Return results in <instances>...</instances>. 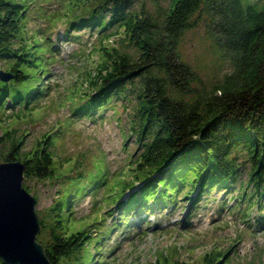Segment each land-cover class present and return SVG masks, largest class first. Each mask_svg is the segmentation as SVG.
I'll return each instance as SVG.
<instances>
[{"label":"trees","instance_id":"1","mask_svg":"<svg viewBox=\"0 0 264 264\" xmlns=\"http://www.w3.org/2000/svg\"><path fill=\"white\" fill-rule=\"evenodd\" d=\"M134 2L88 0L83 4L90 7L88 11L83 17L72 19L65 29L67 33L71 28L82 30L88 26L98 35L110 28L123 29L124 40L138 51L134 58L119 48L101 47L102 59L96 72H86L88 87L84 94L80 92L86 100L68 104L74 105L73 114L93 116L113 98L136 99L130 128L140 151L131 154L129 168L135 173L122 182L124 189L112 203L123 214L119 223L125 225L127 217L135 215L140 226L151 225L142 212L165 213L164 206L175 202L184 187L182 196L190 198V205L195 207L215 189L227 192L229 213L247 202L248 211L257 209L254 227L264 229V0H172L161 20L147 10L135 11ZM30 10L24 0H0V63H9V72L14 74L11 81H0V110L7 105L9 109L15 107L11 103H23L25 97L14 92V83L31 76V72L23 71L24 65L28 69L36 66L28 51L35 55L37 42L29 44L26 40ZM203 19L210 37L220 50L228 53L233 66L232 73L212 91L193 86L198 73L180 52L183 34ZM70 34L65 36L68 40L76 36ZM15 94L19 95L14 97ZM39 96V92L29 93L30 99L37 100ZM15 133L13 130L6 134L10 147L2 162L23 163L25 178L56 177L58 161L54 159L52 144L58 136L48 133L36 148L21 157L23 137L18 138ZM70 160L67 163L73 170L81 159L74 164ZM242 163L249 168L247 181L239 176ZM81 169L72 176L82 178ZM98 181V173L91 175L90 185L96 187ZM236 182L240 187L239 193L234 194ZM128 185L134 190L123 198ZM196 187L195 195L189 197ZM75 197L60 194L39 220L42 228H50L51 242L45 254L51 264H87L91 259L94 264L95 258L84 254V249L91 245L98 249L102 245L105 223L102 229L95 230L96 238L82 229L67 235L64 223L73 221ZM231 201L236 204L234 207ZM54 215H58L54 223L48 222ZM225 254L211 257L209 253L205 260L209 261L207 264H222L223 260L216 257ZM156 262L163 264L158 259ZM0 264L8 263L0 256Z\"/></svg>","mask_w":264,"mask_h":264},{"label":"rangeland","instance_id":"2","mask_svg":"<svg viewBox=\"0 0 264 264\" xmlns=\"http://www.w3.org/2000/svg\"><path fill=\"white\" fill-rule=\"evenodd\" d=\"M171 1L135 0L132 8L138 12L147 10L161 20L169 10ZM24 2L31 8L26 40L29 44L37 42L36 54L28 51L36 66L28 69L24 65L23 71L26 74L31 72V76L14 83V92H20L25 97L23 103L0 110V161H4L9 151L10 139L6 136L9 131L15 130L18 138L23 137L21 157L36 148L48 133L58 136L54 144L51 143L54 159L58 161V175L45 179L24 178L22 181L27 192L35 198L38 219L44 218L60 194L77 196L79 193L80 196L84 193L75 197L72 205L74 215L71 218L77 221H67L64 226L68 230L67 235L82 229L88 230L96 238L98 235H95V230L102 229L103 224H106L104 239L100 240L101 247L95 249L96 246L91 245L84 249V254H92L90 258H95L94 264H158L155 263L156 259L163 264H175L176 261L179 264H207L209 261L205 257L209 253L211 257L216 253H226L225 257H216L223 260L222 264H262L264 229L256 228V225L254 227L257 209L254 207L248 211L247 202H244L234 213H229L227 192L222 193L220 189L205 195L200 202L198 200L199 205L195 207L190 206L189 198L182 196L183 187L176 196L177 200L164 206L168 210L166 213L149 216L148 219L153 223L149 228L146 227L149 224L134 226L133 217H127L125 225L119 223L123 214L112 203L119 199L124 189L122 182L130 180L131 174L135 173L129 168L131 154L140 151L130 128L136 99L113 98L106 108L93 116L73 114L74 105L70 107L68 104L86 100L80 92L84 94L88 87L86 72H96L95 67L102 59L99 53L101 47L119 48L134 58L138 54L137 48L124 40L123 29L113 31L115 28H110L107 33L98 35L97 31L93 32L87 26L82 30L71 28L65 33L72 19L83 17L88 11L90 7L83 5L88 0ZM70 32L79 37L65 40L67 34L72 35ZM50 36V40H47ZM180 52L183 60L198 73L199 78L193 84L198 90L212 91L233 71L228 53L220 50L210 37L205 19L199 20L197 26L183 34ZM8 67L9 63H0V80L8 74ZM36 70L43 74L37 75V72L34 73ZM39 86L41 96L37 100L30 99V91ZM29 100L30 104H27ZM69 159H72L70 162L73 164L81 160L72 170L67 163ZM242 165L239 176L242 181H247L249 168ZM79 169L84 173L83 177H73ZM96 173L99 174V181L95 187V184L90 185V179ZM87 187H90L89 191H85ZM239 187V182H236L234 194L239 193ZM127 188L125 192L134 190L129 185ZM190 195L193 196V193ZM19 201L22 203V200ZM231 204L233 207L236 205L234 201ZM57 216L54 215L48 222L54 223ZM95 220L100 222L95 223ZM50 233V228L41 227L36 234L35 240L44 249L51 242ZM4 249L8 259L27 260L28 254L29 258L33 255L26 245L25 253H19L21 256L9 245L3 246ZM87 264H93L92 259Z\"/></svg>","mask_w":264,"mask_h":264},{"label":"water","instance_id":"3","mask_svg":"<svg viewBox=\"0 0 264 264\" xmlns=\"http://www.w3.org/2000/svg\"><path fill=\"white\" fill-rule=\"evenodd\" d=\"M6 76H2L1 80L9 81L10 79L14 78V74L11 72H7ZM24 169L25 166L23 163L19 161H10V162H0V198L5 195L4 187L12 188V192L24 203L27 210V215L30 220L31 231L26 239H23L24 242H29V248L31 254L33 253V258L31 257L30 260L24 259H17V258H9L7 253H5V249L3 250V246L5 244L2 239H0V246H2V250L0 251V256L3 257L4 261L8 264H35V262L39 264H51L48 261V258L45 254V249L41 243L35 240L36 234L40 231V223L35 211V198L27 192V190L22 185V181L24 179ZM2 194V196H1ZM12 202V201H11ZM3 218V217H1ZM27 218V219H28ZM29 225V224H28ZM29 225V226H30ZM20 238V236H19ZM9 255V254H8ZM5 257V258H4ZM17 260V261H16ZM30 261V262H29Z\"/></svg>","mask_w":264,"mask_h":264},{"label":"bare ground","instance_id":"4","mask_svg":"<svg viewBox=\"0 0 264 264\" xmlns=\"http://www.w3.org/2000/svg\"><path fill=\"white\" fill-rule=\"evenodd\" d=\"M4 191L5 195L0 198V239L18 254H22L25 253V245L29 246L30 241L24 244L23 239H26L31 231V222L27 215L26 206L19 201L20 199L12 192V188L4 187ZM1 247L2 250L3 247ZM26 257L28 260L31 259L29 254ZM35 264L39 263L35 262Z\"/></svg>","mask_w":264,"mask_h":264},{"label":"clouds","instance_id":"5","mask_svg":"<svg viewBox=\"0 0 264 264\" xmlns=\"http://www.w3.org/2000/svg\"><path fill=\"white\" fill-rule=\"evenodd\" d=\"M25 178V177H24Z\"/></svg>","mask_w":264,"mask_h":264}]
</instances>
